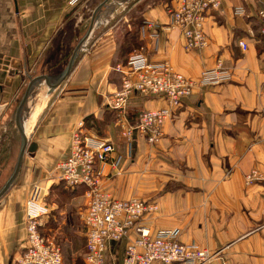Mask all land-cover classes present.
I'll use <instances>...</instances> for the list:
<instances>
[{"label":"crops","instance_id":"0c3cea01","mask_svg":"<svg viewBox=\"0 0 264 264\" xmlns=\"http://www.w3.org/2000/svg\"><path fill=\"white\" fill-rule=\"evenodd\" d=\"M102 1L0 0V59L13 69L20 63L19 72L0 82V188L21 146L14 115L25 90L22 81L26 86L30 78L61 73L92 23L68 76L39 102L28 97L22 111L24 131L36 149L25 152L17 176L0 195V264H11L24 249L25 201L35 190L49 209L42 234L60 232L56 241L66 249L80 244L63 263L84 264L83 222L78 218L79 228L72 223L84 195L72 191L62 208L48 202L57 181L55 164L67 155L78 129L111 141L114 156H121L118 171L104 165L103 190L118 199L157 203V210L143 216L145 226L175 229L182 242L216 252L212 264H264V178L245 183L253 170L264 176V37L257 16L264 0H220V9L205 19L208 45L189 51L179 30L154 36L144 26L145 21L166 24V7L177 0H108L93 19ZM133 54L167 61L194 81L220 60L231 78L195 86L163 124L157 144L137 135L128 147L116 125L118 113L107 102L120 84L116 66ZM37 88L46 91L36 84L30 97ZM163 104L157 96L133 93L121 115L134 122L141 111ZM129 237L108 245L105 264H122L133 233Z\"/></svg>","mask_w":264,"mask_h":264},{"label":"built area","instance_id":"2783aa9c","mask_svg":"<svg viewBox=\"0 0 264 264\" xmlns=\"http://www.w3.org/2000/svg\"><path fill=\"white\" fill-rule=\"evenodd\" d=\"M220 9V0H177L168 5V22L164 25L145 21L144 26L154 31L177 29L186 50H201L208 45L204 30L205 19L211 11ZM242 13L241 8L236 10ZM259 33L264 37V9L257 12ZM242 50L247 45L238 42ZM116 69L121 73L120 84L108 96V106L118 113L116 125L128 145L139 135L149 145L157 144L163 136V124L172 118L175 109L199 85H214L229 81L230 71L220 60L215 67L205 69L194 81L176 71L167 61H148L141 54H133ZM133 93L157 96L163 106L141 111L134 122L121 114ZM81 126V123H80ZM111 141H104L81 130L72 133L70 146L55 166L56 179L71 188L81 187L87 198L81 215L86 237L84 264H105V251L111 242L133 237L123 250L122 264H212L216 252L195 243H185L178 238L175 229L151 230L142 223L146 213L157 210L156 202L136 197L118 199L101 188L107 177L104 165L119 170L121 156H114ZM115 174V173H114ZM264 178L253 170L245 176L249 185ZM39 191L25 201L26 244L11 264H64L59 245L47 241L41 232L48 206L43 203Z\"/></svg>","mask_w":264,"mask_h":264},{"label":"water","instance_id":"95a60500","mask_svg":"<svg viewBox=\"0 0 264 264\" xmlns=\"http://www.w3.org/2000/svg\"><path fill=\"white\" fill-rule=\"evenodd\" d=\"M108 0H103L95 9L92 15V18L94 19L95 14L97 13V11H99V9L107 2ZM92 19V20H93ZM91 26L92 23L89 27V29L87 30V32L84 34V36L78 41V43L76 44L70 59L68 60L67 65L65 66L64 70L59 73L56 77H54L53 79H49L46 76H37L35 78H30L29 81L27 82L26 86H25V90L24 93L17 105L16 111H15V115H14V123H15V127L17 128L20 137H21V146L20 149L18 151L17 157H16V161L14 164V167L9 175V177L7 178V180L4 182V184L2 185V187L0 188V195H2L10 186V184L12 183V181L15 179V177L17 176L19 170H20V166L22 163V158L23 155L25 154V152H33L36 149V143L35 142H29L28 138L26 136V133L24 131L23 128V124L21 122V114L22 111L24 109V106L26 104V101L30 95V92L32 91L33 87L37 84L39 85H43L44 87H46V94H50L52 91H54V89H56L61 83L62 81L68 76L72 65L75 61V58L80 50V47L82 46V44L84 43L85 39L88 37L90 30H91ZM0 67H2L3 72L0 74V82H2V77H4L6 74L7 75H12L14 73H17L20 71V63L17 64V68L13 69L12 67H8V61L7 60H2L0 59ZM2 108V106L0 105V109Z\"/></svg>","mask_w":264,"mask_h":264},{"label":"rangeland","instance_id":"374dc122","mask_svg":"<svg viewBox=\"0 0 264 264\" xmlns=\"http://www.w3.org/2000/svg\"><path fill=\"white\" fill-rule=\"evenodd\" d=\"M9 65V64H8ZM25 78H24V80L22 81V84H23V86L25 87ZM33 90V89H32ZM42 91V92H41ZM23 92V91H22ZM47 91H45V89L44 88H42V90L40 89V88H37V91H35V93L30 97V95H29V99L31 98L32 100H34V102L33 103H35V102H39L40 101V99H42L43 97H45L46 96V93ZM32 93V92H31ZM30 93V94H31ZM39 93H44V95H39ZM19 96V95H18ZM39 96V97H38ZM37 98H40V99H37ZM15 104H16V102H15ZM14 106L15 105H13V107H12V112H13V108H14ZM28 107H30V106H28ZM27 112L29 113V110H27ZM11 115H12V113H11ZM27 117H26V119L25 120H27L28 118H29V115L27 114L26 115ZM33 127H34V125H33ZM33 127H32V129H33ZM32 129H31V131H30V133L32 132ZM30 133H29V135H30ZM29 137V136H28ZM61 160V159H60ZM59 160V161H60ZM59 161H57V162H59ZM57 162H56V164H57ZM56 164H55V166H56ZM54 169H55V167H54ZM72 191H75V193L76 192H80V194H83L84 195V201H82V203H81V205L80 204H77L76 206H77V210H75V213H74V216H75V221H72V223H77V227L79 228L80 227V224H79V222L80 221H82L81 220V215H82V213L85 211V208H86V202H87V198H86V195H85V191H84V189H82L81 187H79V188H71L70 186H68V185H66L65 184V182H63V181H56V183L54 184V186L52 187V188H50V191L48 190V193H50L49 195H50V199L48 200V202H51L52 200L53 201H55L56 202V204L58 205V206H60L61 208L65 205H69V202H68V200H69V197H70V193H73ZM70 194V195H69ZM79 194V193H78ZM70 201V200H69ZM152 201V200H151ZM155 202V201H154ZM47 203V202H46ZM157 204V203H156ZM48 206V205H47ZM75 206V207H76ZM67 208H69L68 206H67ZM55 213L57 214V211H55ZM53 218V217H52ZM78 218L80 219V221L78 220ZM61 220V219H60ZM60 222V221H59ZM56 226H58V222H57V225ZM55 226V227H56ZM58 230H59V226H58ZM70 231V230H69ZM60 232H57V231H54V232H52L51 233V235L50 236H47L46 235V233L45 234H43L44 235V237L47 239V241H49V242H51V243H54V244H57V245H59V243H57V237H58V234H59ZM61 234V233H60ZM52 237V238H51ZM85 244H86V240H85ZM79 245L80 244H77V245H75L74 247H73V249L74 250H77L78 249V247H79ZM59 247H60V249H61V253H62V257H63V260H68L70 257H71V254H73V249H66V248H64V247H62V246H60L59 245Z\"/></svg>","mask_w":264,"mask_h":264}]
</instances>
